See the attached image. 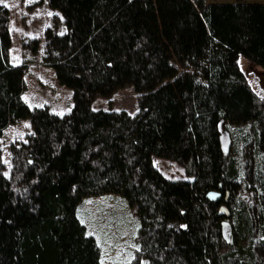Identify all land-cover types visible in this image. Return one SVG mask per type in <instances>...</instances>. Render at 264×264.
Here are the masks:
<instances>
[{
  "label": "trees",
  "instance_id": "trees-1",
  "mask_svg": "<svg viewBox=\"0 0 264 264\" xmlns=\"http://www.w3.org/2000/svg\"><path fill=\"white\" fill-rule=\"evenodd\" d=\"M39 1L54 16L22 46L74 106L61 116L24 100L35 61L12 63L0 0V264H102L78 211L107 194L140 222L131 264H264V96L239 66L243 56L264 68V3ZM128 88L134 116L95 108ZM22 121L29 132L7 162L3 140ZM154 158L186 179L165 177Z\"/></svg>",
  "mask_w": 264,
  "mask_h": 264
},
{
  "label": "rangeland",
  "instance_id": "rangeland-1",
  "mask_svg": "<svg viewBox=\"0 0 264 264\" xmlns=\"http://www.w3.org/2000/svg\"><path fill=\"white\" fill-rule=\"evenodd\" d=\"M211 2L230 3L236 0H210ZM264 3V0H245ZM11 12V31L14 44L11 48L12 63L18 65L34 60L25 76L27 90L24 100L31 107L49 106L59 115L72 111L73 92L57 82L55 71L42 65L40 59H33L25 54L22 46L26 38H44L46 28L50 25L52 12L39 0H1ZM35 8L31 10V6ZM239 66L246 75L252 88L264 96V68L258 67L241 56ZM97 110L126 111L134 116L138 112V101L131 88L119 92L111 100L98 101ZM29 123L22 121L12 126L3 140L4 158L8 162L11 142L22 140L29 132ZM222 142L226 149L230 145V132L226 125L220 126ZM154 163L163 175L169 179H186L185 169L176 163L154 158ZM78 216L86 225L88 233L93 235L102 250V264H131L133 254L138 249L137 237L140 222L129 207L126 199L119 195L107 194L95 199H85L81 204ZM225 236L230 239V228L225 225Z\"/></svg>",
  "mask_w": 264,
  "mask_h": 264
},
{
  "label": "water",
  "instance_id": "water-1",
  "mask_svg": "<svg viewBox=\"0 0 264 264\" xmlns=\"http://www.w3.org/2000/svg\"><path fill=\"white\" fill-rule=\"evenodd\" d=\"M219 194H217V193H210L209 195H208V199H210L211 201H217L218 199H219Z\"/></svg>",
  "mask_w": 264,
  "mask_h": 264
}]
</instances>
